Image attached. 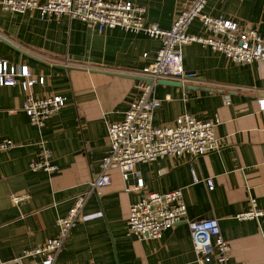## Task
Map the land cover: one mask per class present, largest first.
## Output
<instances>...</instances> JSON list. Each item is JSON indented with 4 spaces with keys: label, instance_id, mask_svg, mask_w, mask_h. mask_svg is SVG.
I'll list each match as a JSON object with an SVG mask.
<instances>
[{
    "label": "crops",
    "instance_id": "crops-1",
    "mask_svg": "<svg viewBox=\"0 0 264 264\" xmlns=\"http://www.w3.org/2000/svg\"><path fill=\"white\" fill-rule=\"evenodd\" d=\"M131 1L146 6L148 21L169 28L186 0ZM205 11L264 35V0H208ZM0 31L17 43L0 37V60L26 64L33 77H44L27 91L18 84L0 86V139L16 143L0 152V259L33 264L37 257L22 256V250L55 236L57 220L98 174L108 151L107 124L122 119L138 96L141 70L161 43L143 31L98 30L66 15L42 17L34 10L17 13L1 6ZM187 31L204 34L197 20ZM180 54L184 71L195 77L154 86L161 104L152 123H170L183 113L213 120L219 144L198 156L139 162L134 172L143 179L144 191L180 188L186 220L160 238L128 235L129 205L142 190L128 191L136 183L134 174L123 179L113 169L110 184L87 195L84 218L70 229L58 264H215V248L204 254L194 250L188 221L200 219H216L230 245L227 264H264V217H237L249 209V197L264 209V110L256 102L264 94V61L236 64L196 42L183 45ZM50 95L63 96L65 105L42 126L31 124L23 102ZM43 147L57 171L30 169ZM14 194L27 197L15 204Z\"/></svg>",
    "mask_w": 264,
    "mask_h": 264
},
{
    "label": "built area",
    "instance_id": "built-area-1",
    "mask_svg": "<svg viewBox=\"0 0 264 264\" xmlns=\"http://www.w3.org/2000/svg\"><path fill=\"white\" fill-rule=\"evenodd\" d=\"M207 2L208 0H186L171 26L161 28L147 20L145 5L135 4L131 0H0V6L6 11L23 13L34 10L42 17L66 15L80 19L98 30L118 26L132 32L143 31L161 43L154 51L152 62L141 70L143 81L139 84L138 96L130 102L122 119L107 124L108 151L101 158L98 174L87 183L84 191L75 196L66 215L57 220L56 235L42 244L22 250V256L37 257L33 264H58L56 256L70 229L84 218L82 208L87 195L110 184L113 169H119L123 179L134 174L136 183L128 186V191L142 190L129 205L126 220L128 235L137 239L160 238L164 230L186 220L187 207L183 191L180 188L165 192L144 191V181L134 172V167L139 162L164 156L173 157L185 153L198 156L216 149L219 144L217 122L183 113L170 123L153 125V112L161 104L153 96V88L160 80L184 81L195 77L194 73L184 71L180 54L183 45L193 42L221 52L236 64L264 61V35L254 27H242L230 19L209 15L205 11ZM194 20L201 24L204 34L188 33L187 29ZM0 37L17 46L15 41L1 31ZM43 82L44 77H33L26 64L11 65L0 60V86L18 84L27 91L34 83ZM256 102L258 109L264 110V94ZM65 103L66 100L61 95L28 96L21 109L31 124L40 127ZM15 145L12 139H0V152ZM29 167L48 172L58 170L51 161L47 147L40 150ZM193 178L197 180L194 174ZM205 182L212 188L211 178ZM26 197V194H14L12 201L18 204ZM249 204V209L239 213L238 218L258 220L264 217V209L256 207L253 197H249ZM188 223L196 253L204 254L212 246L215 248V264H227L230 245L223 237L216 219H200ZM0 264L6 262L0 259Z\"/></svg>",
    "mask_w": 264,
    "mask_h": 264
},
{
    "label": "water",
    "instance_id": "water-1",
    "mask_svg": "<svg viewBox=\"0 0 264 264\" xmlns=\"http://www.w3.org/2000/svg\"><path fill=\"white\" fill-rule=\"evenodd\" d=\"M159 83L172 84V85H180L181 84L179 81H174V80H160Z\"/></svg>",
    "mask_w": 264,
    "mask_h": 264
}]
</instances>
